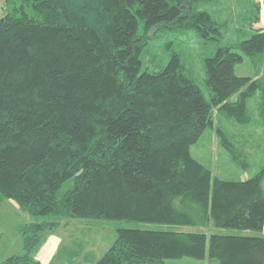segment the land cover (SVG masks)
Segmentation results:
<instances>
[{
	"label": "trees",
	"instance_id": "obj_1",
	"mask_svg": "<svg viewBox=\"0 0 264 264\" xmlns=\"http://www.w3.org/2000/svg\"><path fill=\"white\" fill-rule=\"evenodd\" d=\"M217 1L6 0L0 204L13 199L39 221L21 228L23 253L1 264H41L35 253L45 233L65 218L197 229L120 228L95 264L207 257L209 264H264V166L251 178L222 180L192 154L216 126L222 148L245 170L249 157L241 161L244 147L223 121L248 126L257 116L264 126V30L251 29L260 4L248 10L247 24L232 10L225 17L200 9ZM159 32L216 42L203 59L209 98L181 50L170 49L164 68L143 71ZM238 33L242 40L234 41ZM245 58L254 77L236 74ZM70 180L74 186L61 193ZM216 229L247 234L206 233Z\"/></svg>",
	"mask_w": 264,
	"mask_h": 264
},
{
	"label": "rangeland",
	"instance_id": "obj_2",
	"mask_svg": "<svg viewBox=\"0 0 264 264\" xmlns=\"http://www.w3.org/2000/svg\"><path fill=\"white\" fill-rule=\"evenodd\" d=\"M245 1L246 3H244ZM255 3L260 4L261 18L251 29L264 30V0H218L214 4H202L200 9L210 12L218 10L222 15L225 13V17L227 16L226 11L232 10L238 20L242 15H245L248 24L252 15L246 14L252 10ZM7 10L6 0H0V18L6 14ZM233 40L240 41L242 36L238 33L236 37H233ZM228 41H231V39L228 38ZM216 47V42L204 40L192 32H159L150 42L146 54L143 56V71L155 72L164 68L170 60V49L181 50L188 70L192 73L206 97L209 98V92L204 84L206 73L203 59L214 52ZM262 73H264V65ZM236 74L238 76L254 77L256 70L251 61L245 58L244 63L237 66ZM256 102V98L251 101L252 114H256V108L254 110L253 107ZM223 125L225 130L233 136L234 143L237 146L243 145L241 161L245 156H248L250 166L243 170L230 160L227 152L221 146L220 138L216 133V126L209 129L201 140L192 147L193 156L199 162L211 168L214 176L219 179L239 181L253 177L264 166V126L257 116L248 126H239L228 121H223ZM241 135H245V137L241 139ZM73 186L74 181L70 180L63 186L61 193L70 190ZM37 221H39V218H35L13 199L0 204V264L10 256L23 253L24 239L21 228L26 224ZM120 228L172 231L197 230L193 227L153 225L131 221H88L78 218H65L61 220L55 230L45 233L35 257L41 264H95L114 245ZM206 233L247 234L246 232L227 229H216L214 232L209 230ZM209 263L208 257L203 261L183 258L177 262V264Z\"/></svg>",
	"mask_w": 264,
	"mask_h": 264
}]
</instances>
